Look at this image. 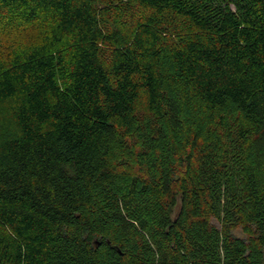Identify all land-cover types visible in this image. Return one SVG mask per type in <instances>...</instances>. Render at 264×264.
<instances>
[{"label": "trees", "instance_id": "trees-1", "mask_svg": "<svg viewBox=\"0 0 264 264\" xmlns=\"http://www.w3.org/2000/svg\"><path fill=\"white\" fill-rule=\"evenodd\" d=\"M0 9V264H264V0Z\"/></svg>", "mask_w": 264, "mask_h": 264}, {"label": "rangeland", "instance_id": "rangeland-1", "mask_svg": "<svg viewBox=\"0 0 264 264\" xmlns=\"http://www.w3.org/2000/svg\"><path fill=\"white\" fill-rule=\"evenodd\" d=\"M10 12V9L8 11H3L2 9H0V56L2 58H5L7 55L11 54V50H7L11 42L12 44H19L21 47L28 41H30L31 44H34L45 32L47 33L52 31L53 33L54 31L52 28V23L50 22V16L43 15V17L35 20L30 24V26L32 27L29 26L28 30H25L24 27L20 28L19 26L24 22L19 17L20 13L17 11H12L14 12V14H18L19 18L16 16L11 18L12 14ZM46 21H49V23ZM40 23L48 24L47 28L43 26V32L42 28H40V30L38 31ZM25 27L27 28L26 25ZM19 28L22 30H19ZM70 40V36L63 37L62 43L59 44L58 52L56 53V56L58 57V59H56L57 61H59V59H68V55L70 53ZM14 52L16 51L14 50Z\"/></svg>", "mask_w": 264, "mask_h": 264}]
</instances>
